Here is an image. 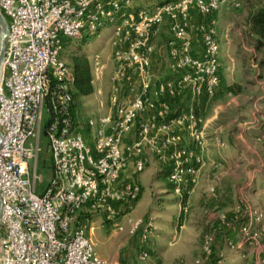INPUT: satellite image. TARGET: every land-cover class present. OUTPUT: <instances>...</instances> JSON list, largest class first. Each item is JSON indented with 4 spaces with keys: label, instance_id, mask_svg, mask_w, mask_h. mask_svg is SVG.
Wrapping results in <instances>:
<instances>
[{
    "label": "built area",
    "instance_id": "1",
    "mask_svg": "<svg viewBox=\"0 0 264 264\" xmlns=\"http://www.w3.org/2000/svg\"><path fill=\"white\" fill-rule=\"evenodd\" d=\"M223 3L0 0V264H108L94 253L85 229L95 216L116 225L133 208L140 187L123 173L129 162L135 175L142 173L147 154L166 167L165 181L185 201L186 212L202 163L197 151L204 145L194 103L212 99L220 83L216 15ZM227 3L242 6L240 0ZM108 25L114 65L108 113L79 124L73 75L61 54L71 41L92 39ZM159 46L171 73L167 79L154 75ZM91 62L93 86L105 66L98 54ZM123 89L132 96L127 106ZM43 110L51 177L41 189ZM130 134L132 141L124 144ZM141 225L135 223L130 234ZM239 235L229 243L236 251L255 246L260 233L243 225ZM146 258L145 252L138 257L143 264Z\"/></svg>",
    "mask_w": 264,
    "mask_h": 264
},
{
    "label": "rangeland",
    "instance_id": "2",
    "mask_svg": "<svg viewBox=\"0 0 264 264\" xmlns=\"http://www.w3.org/2000/svg\"><path fill=\"white\" fill-rule=\"evenodd\" d=\"M255 1L240 0L242 4L240 9L229 6L223 11L220 8L221 11L219 10L216 15L219 61L223 59L225 71L219 92L207 103L204 112L201 113L204 141L212 138L215 132L223 137L225 143L228 138L235 139L238 142L239 151L236 164L240 166L237 173H240V177H242L241 174H252L254 177L242 178L243 182L241 181L235 188L239 193L237 197L234 196L233 187L230 188L231 179H221L219 184L217 183L219 189L214 187V184H210L207 195L211 194L210 196L215 198L214 201L218 206L225 205L218 217L210 218V207L204 205L197 207L193 200L186 201V212L183 213L182 208L185 203L172 193L171 188L164 181L163 174L159 173L157 175L160 177L151 178L150 168H144L142 173L136 176L138 186L144 190L138 206L136 201L130 211L121 213L115 219L116 225L104 223L103 218L95 216L90 219L85 229V236L89 239L94 253L108 264H143L138 259L141 252L147 254L144 264L149 262L152 264H236V258L228 259L239 252L230 248L229 243L232 242L224 238L225 242L221 243L222 248L215 242L216 234L220 233L223 237L222 230L230 231L234 228L235 220L231 214L233 209L242 211L244 218L249 219L250 216H254L257 222H261L258 229L251 227L253 231L259 232L260 236L256 245L248 248L253 250L262 248L264 236L262 222L264 221V138H262L264 137L262 134L264 130V55L263 52L255 51L253 39L246 25L249 5ZM112 27L108 25L98 36L87 41H71L61 54V59L69 68L73 55L79 53L85 55L91 78L94 76L91 62L94 54L100 56L105 66L100 81L93 85V93L77 101L78 107L75 113L79 124H85L89 119L95 120L100 113L102 115L108 113L107 100L114 69ZM230 27L234 29L230 31ZM162 34L164 33L157 34L160 45ZM155 58L159 62L155 67V77L170 78L165 50L161 46L158 47ZM229 87L236 89V93H227L226 90ZM96 91L99 94L96 95ZM99 102L102 103L101 112L98 111ZM47 120L48 116L43 110L37 157V171L42 176L41 189L46 187L51 177L50 150L48 138L44 135ZM254 125H259L260 132L246 134L247 129H251ZM30 143L34 144V141ZM87 144L92 149V141H87ZM254 151L261 156L252 153ZM198 167L201 173L204 166L202 167L201 163ZM227 167L231 171L234 170L231 165ZM227 167L223 164L212 166L221 173ZM149 189H157V191H151L149 194ZM164 190L165 194L158 196L157 193ZM239 220L238 222L244 221V219ZM138 221L142 222V225L134 234H130L132 227ZM242 226L239 225L238 231ZM89 227L93 228L92 233H89ZM142 237L145 238L142 239ZM207 239L210 241L206 242ZM205 249L209 250L208 256L205 255ZM261 251L264 254V249Z\"/></svg>",
    "mask_w": 264,
    "mask_h": 264
},
{
    "label": "crops",
    "instance_id": "3",
    "mask_svg": "<svg viewBox=\"0 0 264 264\" xmlns=\"http://www.w3.org/2000/svg\"><path fill=\"white\" fill-rule=\"evenodd\" d=\"M227 2H228V0H224V3L221 6V9H223V11L226 10L227 7H229ZM233 29H234L233 27H230V31ZM234 32H236V31H234ZM157 62H158V60L156 59V61L154 62V67H156ZM224 71H225V65L223 64V59H220V70H219L220 83H219L218 88L216 89L215 96L221 88V84L223 82L222 75H223ZM93 91H94V89H93ZM95 94L97 95L98 93H95ZM131 99H132V96L128 93V90L123 89V105L127 106L129 104V102L131 101ZM209 101H211V99L208 101L198 100L194 103L195 110L197 111V114L199 117L200 125L202 123L201 113L204 112L205 107ZM99 104H101V106H102V103L101 102L98 103V109H99L98 111L101 112L102 107L99 108ZM246 132H248L246 134H253V132H260L259 125L252 126L251 129H247ZM262 134L264 135V130H262ZM262 138H264V137H262ZM223 140H224L223 137L218 136V133L215 132V133H213L212 138L204 141V145H203L202 149L197 151V153L200 155L201 160H202V167L204 166V168L201 169V173H199V178L197 181L198 184H196L197 186L195 187V189H192L189 198L186 200L188 202H189V200H193L194 203L196 202L197 207H201V205L202 206L204 205L206 207L207 206L210 207V212H211L210 218L218 217L219 216L218 214H220L222 212L221 210H224V207H225L224 204L223 205L220 204L218 206L216 204V201H214L215 198H212L210 196L211 194L207 195L206 192H207L210 184H212V185L214 184L215 185L214 187H218L219 181L221 179H223V178L231 179L232 182L230 184V188L233 187L234 196L237 197L239 193L236 191L235 188L238 184L241 183V181L243 182L242 178L250 179V178L254 177V175H252V174H249V175H247V174L242 175L241 174L242 177L239 176L240 173L238 174L237 170H239L240 166H238L236 164L237 156L239 155L238 154L239 151L237 149L238 142H236L235 139H230V138H228L226 143ZM131 141H132V134L128 135V137H125L124 144L130 143ZM185 144H188V140L185 141ZM252 153H255L257 156H261L260 153L255 152V151ZM144 159H145V167L144 168H150V177L151 178L152 177H155V178L160 177V175H157L159 173L163 174V178L165 177L166 172H167L166 171L167 169L165 166L159 164L158 161L153 156H151L150 154H147L144 157ZM216 164L217 165L223 164L226 167L228 165H231V166H233L234 170L231 171L229 169V167H227V169H225L224 172H222V173L217 172L214 168H212V166H214ZM229 175H231L232 177ZM136 176L137 175L134 174L133 164H132V162H129L127 164V169L123 173L122 178L126 179V180L133 181V182L138 184V182L136 180ZM164 181H165V178H164ZM218 189H219V187H218ZM143 191H144L143 189H140V193H139V196L137 198L138 200L136 203L137 206H138V204L142 198ZM148 191L150 194L151 191H157V189H149ZM165 192L166 191L164 190V191H160L157 194H158V196L164 195ZM230 200H232V198ZM183 201H181V202L184 203ZM231 214H233V219L235 220V222H234L235 226H233L234 228L231 229L230 231L227 230L228 232L225 230H222V232H224V233L221 232V234L224 235L223 237L220 235V233L216 234L217 236L215 238V242L221 248H222L221 243L225 242L224 238H227L228 241H231L233 243H237L240 240V237H239L240 235H239V231H238V227L240 224L241 225H249L251 227H254V229H258L259 226H261V224H260L261 222L260 223H259V221L257 222L256 221L257 219L254 218V216H250L249 219H248V217L244 218L242 215L243 214L242 211H238L237 209H233V212ZM239 219H244V221L238 222V221H240ZM262 222L264 224V221H262ZM92 232L89 231V233H92ZM262 240H263L262 241L263 245H262V248H260V250H258V249L253 250V249H249L248 247H245V249L239 250V252L237 254H235V256H230V257H228V259L229 258L230 259L236 258L235 259L236 264H260V260H261L260 258L264 257V254L261 251V249H264V236L262 237ZM236 255H237V257H236ZM224 258L226 259L227 256ZM148 264H152V263L149 262Z\"/></svg>",
    "mask_w": 264,
    "mask_h": 264
},
{
    "label": "trees",
    "instance_id": "4",
    "mask_svg": "<svg viewBox=\"0 0 264 264\" xmlns=\"http://www.w3.org/2000/svg\"><path fill=\"white\" fill-rule=\"evenodd\" d=\"M246 25L253 39L255 51L263 52L264 55V0H256L254 3H250ZM70 61V69L73 75V109L75 110L78 107V99L91 95L93 86L85 55L80 53L73 55ZM236 91L233 87L226 90L229 94L236 93Z\"/></svg>",
    "mask_w": 264,
    "mask_h": 264
},
{
    "label": "water",
    "instance_id": "5",
    "mask_svg": "<svg viewBox=\"0 0 264 264\" xmlns=\"http://www.w3.org/2000/svg\"><path fill=\"white\" fill-rule=\"evenodd\" d=\"M0 28L2 30V33L4 34L5 33V26H4V23L1 19V16H0ZM2 56H3V42H1V50H0V61L2 59Z\"/></svg>",
    "mask_w": 264,
    "mask_h": 264
}]
</instances>
